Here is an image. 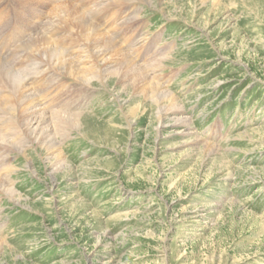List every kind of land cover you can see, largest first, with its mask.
Segmentation results:
<instances>
[{"label": "rangeland", "instance_id": "obj_1", "mask_svg": "<svg viewBox=\"0 0 264 264\" xmlns=\"http://www.w3.org/2000/svg\"><path fill=\"white\" fill-rule=\"evenodd\" d=\"M96 1L0 0V58L21 51L28 28L49 32L54 8L85 6L123 49L145 38L139 53L148 52L159 34L149 51L172 44L160 77L174 96H152L139 66L105 75L123 58L99 61L94 43L86 66L103 81L90 90L39 64L48 71L34 82L57 79L61 106L92 105L44 125L56 151L34 143L11 155L15 196L0 192V264H264V0ZM55 29L51 40H75L73 56L78 35ZM174 106L190 127L161 115Z\"/></svg>", "mask_w": 264, "mask_h": 264}, {"label": "bare ground", "instance_id": "obj_2", "mask_svg": "<svg viewBox=\"0 0 264 264\" xmlns=\"http://www.w3.org/2000/svg\"><path fill=\"white\" fill-rule=\"evenodd\" d=\"M98 1H100L102 5L105 4L107 7H110L111 5L137 4L140 2L148 6H152V4L157 5L156 3H158L157 0ZM159 4L161 3L159 2ZM163 4L164 2L161 5ZM54 9L55 10L52 12L53 14L51 15V19L47 22L46 30L49 32L46 34H37V30L31 31V29L28 28L26 33L28 35L21 37V39H24V45L19 49L21 51H18L19 53H13V51H10L8 53L10 55L7 54V59L0 58V150H2V153H0V192H4L6 189V194L11 197L15 196L11 186L13 181L12 177L16 173L15 171H17L16 167L13 165V160L15 161L16 157H12L11 155L19 150L24 155H26L28 149H31L30 144L34 143H37V145L38 143H43L44 145L51 147L50 151H56L58 148L55 146L56 144L52 140L51 136L47 134L49 129H47V127L44 125L49 122H60V124H62V120H68L64 118L65 114L72 112L70 110L77 106V104H79L78 111L83 109L87 110V108L92 105V101L88 103L86 100L80 99L82 100L80 101L79 99H75V102L68 101L66 104L61 106V103H58V100H62L65 97L63 98L60 96V92L54 87L55 84L58 83L57 79L50 76L52 78L49 77L48 85L47 83L34 82V79H38L41 76L43 77V75L46 74L45 72L48 71V69L46 71L42 69L39 70L40 65H45V61L49 63L50 66L54 68L57 67L58 71H67L70 77L73 78V80H76L79 85L87 88V90L89 88L90 90L92 89V84L95 81H103V79H99V75V77L93 75L90 71L91 69L89 70V67L86 66L92 63V52L89 45L94 43V50L92 51L94 55H97V57L100 58L99 61H104L108 54L111 55V58L112 56H121L123 58L121 61L120 59H113L114 61L109 63L107 68L104 69L105 75H113L118 78L120 75V73H118L120 68H124L125 66L128 67L130 65L132 67L134 66V68L139 66V68L142 67L146 69L148 72L147 75L151 77V81L148 83L153 88V90L148 92H151L152 96H157L159 99L162 97V100H165V98L169 96H174L172 93L166 90L168 88V82L163 81V79L160 77L161 71H163V68H165V66L171 60L170 56L174 47H172V44L169 45L168 43L166 47L161 46L162 49L160 51L158 49V51H149L150 46L159 39L161 34L155 36L151 40L148 39L150 41L147 48L148 52L146 51L145 53L140 54L139 52L141 49H144L142 48L141 44L145 41V38L139 40L133 37L134 39L132 41H125L126 44H129L126 46L127 48L125 47L126 49H123V44H116L117 40L113 41L112 37L104 33L95 24L91 23L90 17H94L95 13L92 15L94 9L92 11L84 10L86 9L85 6L79 8L73 5L69 6V4ZM133 14L135 15V13ZM137 14L141 19L140 11H137ZM134 15L132 16L133 18L131 20H138L139 17ZM129 23H131V21ZM51 26L53 28L56 27L55 30L57 32H65L68 30L70 33L78 35L79 40L77 41L79 44L75 46V49L73 48V56L68 55V52H70L72 49L70 44L75 42L74 38L72 39L74 41L69 43L66 42L68 36L59 40H51L49 36V33H51ZM52 31L54 30L52 29ZM122 31L123 30H121V33ZM27 36H32V38L29 39L30 41L28 40V43L26 44L25 41L27 40ZM141 37H143V35H141ZM80 39H83V41ZM101 45L105 49L100 48ZM116 53L118 54L116 55ZM124 53H126V55ZM87 98L90 97L87 96ZM163 111L164 110L161 111V115H166L167 113L170 116L172 114H177L179 116L181 115L180 119L176 121V125L179 124L185 127H190L189 123L187 122V118L181 114L184 111L179 109V107L174 106L169 110ZM74 112L77 111L74 110ZM68 115L80 116L81 114L69 113ZM21 129L26 133V137H23ZM3 181L8 182L9 185H5Z\"/></svg>", "mask_w": 264, "mask_h": 264}]
</instances>
